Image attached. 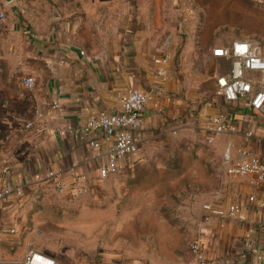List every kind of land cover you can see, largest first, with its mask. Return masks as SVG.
Wrapping results in <instances>:
<instances>
[{
	"label": "crops",
	"instance_id": "crops-1",
	"mask_svg": "<svg viewBox=\"0 0 264 264\" xmlns=\"http://www.w3.org/2000/svg\"><path fill=\"white\" fill-rule=\"evenodd\" d=\"M0 13V192L11 189L0 196V264H22L30 249L58 264H88L86 257L79 263L76 250L67 247L68 236L60 218L48 214V203L60 209L91 198L102 201L117 177L197 134L210 146L208 159L222 152L215 188L205 203L216 208L238 204L243 218L213 216L202 222V210L186 254L154 262L189 264V246L197 240L208 264H264L257 258L264 252V179L228 174L224 162L227 147L231 158L237 157L246 131L252 136L245 147L264 160V108L249 110L216 97V77L226 62L214 60L211 48L220 38L205 30L193 37L183 22L188 15L183 0H0ZM81 50L93 58L81 56ZM165 54L170 59L162 79L153 58ZM26 75L35 78L33 90L22 85ZM128 89L151 96L135 135L138 151L124 158L120 172L101 180L88 142L97 138L106 151L112 141L82 129L93 114L118 112L120 94ZM221 112L230 114L236 130L207 143L206 122ZM27 121L32 127L18 132ZM48 170L58 173L66 187L75 174L87 197L56 194L52 201L48 191H53L38 185ZM16 186H22L21 195L13 191ZM37 198L41 206H33Z\"/></svg>",
	"mask_w": 264,
	"mask_h": 264
},
{
	"label": "rangeland",
	"instance_id": "rangeland-1",
	"mask_svg": "<svg viewBox=\"0 0 264 264\" xmlns=\"http://www.w3.org/2000/svg\"><path fill=\"white\" fill-rule=\"evenodd\" d=\"M183 2L188 9L183 22L195 39L203 30L219 37L220 43L254 39L264 52V0ZM187 141L156 151L133 173L117 177L104 190L102 201L91 198L78 207L60 209L48 203V214L60 218L67 247L76 250L79 263L86 257L88 264H157L159 258L186 254L222 165V152L208 159L210 146L198 134ZM49 193L52 201L58 198Z\"/></svg>",
	"mask_w": 264,
	"mask_h": 264
},
{
	"label": "built area",
	"instance_id": "built-area-1",
	"mask_svg": "<svg viewBox=\"0 0 264 264\" xmlns=\"http://www.w3.org/2000/svg\"><path fill=\"white\" fill-rule=\"evenodd\" d=\"M3 17V13H0ZM80 55L88 60L93 57L86 54L84 50ZM211 57L214 60L225 61L224 71L216 77V97L225 104H236L249 110H261L264 108V52L260 43L254 39L234 38L226 43L216 44L211 48ZM170 59L169 54L162 57H154L153 62L158 65L157 74L164 79L163 69ZM24 89L30 91L35 86V78L26 75L22 78ZM60 93V92H59ZM151 99L149 93L137 89H128L120 94V110L116 113L101 111L91 115L83 127L85 132H101L105 141L111 140V145L106 151H102L101 143L97 138H92L88 143L95 152L92 157L98 160V173L101 180L117 174L121 170V163L125 157L138 151L136 133L143 127V110L146 103ZM59 106L57 101L52 102V107ZM38 119L43 114L35 110ZM33 121H27L18 132H24L31 128ZM236 130L230 114L218 113L211 117L205 125L208 134L207 143H211L215 136L223 133H234ZM252 136L251 131H246L242 139V146L235 159L231 158L229 147L224 152L226 172L231 175H253L258 181L264 179V160L258 154L249 151L246 141ZM69 187L61 182L59 174L48 170L45 176L38 182L43 188L51 189L59 195L68 194L70 198H76L85 194V186L75 174ZM13 191L17 195L23 193L22 186H16ZM11 192L5 188L0 196ZM248 200L256 201L254 195H249ZM259 206H263L258 201ZM206 212L202 222L210 217H237L243 218L241 206L230 204L225 208H216L210 203L203 205ZM192 259L189 264H208L205 251L199 241H193L189 246ZM257 258H264V252H259ZM22 264H58L56 259L41 251L30 249L26 252Z\"/></svg>",
	"mask_w": 264,
	"mask_h": 264
},
{
	"label": "water",
	"instance_id": "water-1",
	"mask_svg": "<svg viewBox=\"0 0 264 264\" xmlns=\"http://www.w3.org/2000/svg\"><path fill=\"white\" fill-rule=\"evenodd\" d=\"M6 1H10V0H6Z\"/></svg>",
	"mask_w": 264,
	"mask_h": 264
}]
</instances>
